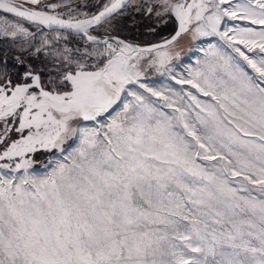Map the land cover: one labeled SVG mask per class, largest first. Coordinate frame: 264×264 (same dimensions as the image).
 <instances>
[{"label": "snow or ice", "instance_id": "6c2138e0", "mask_svg": "<svg viewBox=\"0 0 264 264\" xmlns=\"http://www.w3.org/2000/svg\"><path fill=\"white\" fill-rule=\"evenodd\" d=\"M59 6L0 0L19 21L86 41L36 47L34 31L0 18V36L28 40L11 63L0 55V264H264V0H106L75 20L44 10ZM129 13L154 19L150 32L177 28L143 46L113 34ZM189 33L230 51L211 45L173 76L211 98L188 92L184 107L141 78ZM41 152L52 154L42 174Z\"/></svg>", "mask_w": 264, "mask_h": 264}, {"label": "rangeland", "instance_id": "374dc122", "mask_svg": "<svg viewBox=\"0 0 264 264\" xmlns=\"http://www.w3.org/2000/svg\"><path fill=\"white\" fill-rule=\"evenodd\" d=\"M79 2H81L82 5L85 6L88 5L86 6L88 10L81 9V7L77 5ZM105 2L106 0H94V3H91V1L89 0H47L45 4L55 3L60 5L55 10V12H52L51 9L46 10L49 11L50 13L61 16L64 15V17L66 16L68 18H71V16L80 18L96 13L101 9V6ZM189 2H191V0H189ZM233 2H235V0H233ZM0 18L6 19L10 24L22 22L24 26L28 27L31 31H34L37 28L35 24H32L27 21H19L18 18H14L13 16L3 12H0ZM139 19H143V21H145L146 27L137 34H132V33L130 34V32L127 33L124 30L125 28L123 29V27L125 26H121L122 24L124 25V23H126L127 20H129V22L127 23H133L135 20H139ZM234 23L241 24L246 22L227 21L228 25ZM113 24L115 25L114 33L126 34L127 36H130V38H133V40L143 44L144 43L152 44L157 41L164 40L169 36H171L177 28V21L174 18H172L169 19L166 24H159L158 26H155V31L150 32L149 28L156 25V21L154 19L145 17L143 13L140 14L129 13L125 17H119L118 22L114 21ZM197 24L198 22L193 20L190 28L196 27ZM98 31L105 33L103 27H98ZM90 32H92V34L94 35H97L101 39L103 38L102 36L98 35L96 32H93L92 29L90 30ZM57 36L60 35L57 33H52V34L43 33L40 36V40L41 41L54 40ZM75 43L76 46H78L79 44H83L85 42L77 41ZM211 45H216L221 49L230 51V49H227L224 43L220 41L218 37L202 36V37H198L197 39H193L191 33L185 34L182 37L181 41L179 42V45L172 49V52L174 53V58L171 60V62L166 64L163 68L159 67V65L145 68L144 75L141 78V83H144L148 87L153 88L157 91H162L166 96H169L173 101H176V106L182 105L184 107H187L188 104L192 103L190 97L187 95L188 92H191L202 102H210L211 100L210 97L204 96L197 89L192 88L191 85L177 83L176 79L187 78L189 69L198 67L197 60L203 61L204 50L209 49ZM173 76H175L176 79H173ZM130 87H134L137 91L144 92V90L140 89L138 85H134ZM174 93H180L182 99L177 100V97L174 95ZM144 94L148 99L151 100V102L154 105L163 108L165 101L161 97H152L150 93H146V92H144ZM128 99H130V97H128ZM163 110L170 113L174 111L173 108H164ZM189 111L192 113L194 117L195 111H199V109H196L195 111L189 109ZM84 125L94 126L93 122H84ZM60 155H61L60 153L58 152L56 153L57 158ZM51 158H52L51 153H47V152L38 153L34 158L35 163L33 164V169L37 170L39 173L42 174L45 171L44 166L46 165L47 161ZM197 162L202 163L205 166H210L211 164L216 163V161L209 162L200 159H198ZM240 180H241L240 177L234 178L233 186L238 187L239 186L238 181Z\"/></svg>", "mask_w": 264, "mask_h": 264}, {"label": "trees", "instance_id": "16d2710c", "mask_svg": "<svg viewBox=\"0 0 264 264\" xmlns=\"http://www.w3.org/2000/svg\"><path fill=\"white\" fill-rule=\"evenodd\" d=\"M89 1H91V3H94V0H89ZM46 2H47V0H42V3L45 4ZM77 5L80 6L81 9H83V10H88L86 7L88 5H86V6L82 5L81 2H79ZM44 10H49V9H44ZM71 18H76V17L71 16ZM127 22H129V20H127L126 23H124V25L122 24L121 26H125V27H123V29L125 28L124 30L127 33L130 32V34L131 33L137 34L138 32H140L142 29H145V27H146V23H145V21H143V19L135 20L133 23H127ZM92 31L96 32L98 35H100L102 37H105V33L99 32L98 27L95 29H92ZM43 33H47V34L57 33L62 37H67V40L61 39L58 41L59 46H62V47L63 46L74 47V46H76L75 42H77V41L86 43V41L82 38V36L80 34H71V33H68L65 31H59V30H52V31L40 30V31L36 32V38H35V40L32 41L33 45H35L36 47L40 46V44L42 42L40 40V36ZM113 34L119 35V36H121L127 40L133 41L137 44H142V45L148 44V43L143 44V43L137 42V41L133 40V38H130V36H127L126 34H122V33H113ZM49 41L55 42V39L49 40ZM27 42H28L27 38L21 40L20 43H16L9 38L0 37V55L7 56V58L9 59V63H11L12 56L15 54H18L20 52L22 46L26 45ZM56 46H57V43L52 44V47H56ZM48 50L49 49L46 47L45 51H48ZM42 59H43V57H41V59H37V60H30L29 62L32 63L34 66L42 67V63H41Z\"/></svg>", "mask_w": 264, "mask_h": 264}, {"label": "water", "instance_id": "95a60500", "mask_svg": "<svg viewBox=\"0 0 264 264\" xmlns=\"http://www.w3.org/2000/svg\"><path fill=\"white\" fill-rule=\"evenodd\" d=\"M17 2H21L20 0H17ZM101 10V9H100ZM0 12H3V10H0ZM98 12V11H97ZM96 12V13H97ZM3 13H5V12H3ZM96 13H94V14H96ZM6 14H8V15H11L12 16V14H10V13H6ZM50 14H53V13H50ZM93 15V14H92ZM61 16V15H60ZM91 15H89V16H84V17H80V18H68V17H64V16H61L62 18H64V19H73V20H75V19H84V18H86V17H90ZM33 24V23H32ZM36 25V24H35ZM40 30H47V31H52V30H59V31H65V32H68V33H71V34H78V33H75L73 30H69V29H61V28H59L58 26H55V25H53L51 28H48V27H46V26H41V25H37V28L34 30V32L36 33L37 31H40ZM91 30V29H90ZM121 37V36H120ZM171 36H169L168 38H170ZM103 38H107L106 36L105 37H103ZM102 38V39H103ZM123 38V37H122ZM163 42V40H160V41H157V42H155V43H162ZM152 44H154V43H152ZM140 45H142V44H140ZM148 45H151V44H145V45H143V46H148Z\"/></svg>", "mask_w": 264, "mask_h": 264}, {"label": "crops", "instance_id": "0c3cea01", "mask_svg": "<svg viewBox=\"0 0 264 264\" xmlns=\"http://www.w3.org/2000/svg\"><path fill=\"white\" fill-rule=\"evenodd\" d=\"M21 1V0H20Z\"/></svg>", "mask_w": 264, "mask_h": 264}]
</instances>
